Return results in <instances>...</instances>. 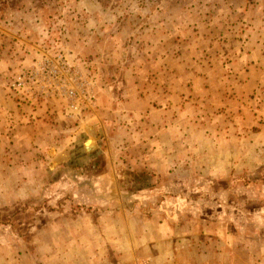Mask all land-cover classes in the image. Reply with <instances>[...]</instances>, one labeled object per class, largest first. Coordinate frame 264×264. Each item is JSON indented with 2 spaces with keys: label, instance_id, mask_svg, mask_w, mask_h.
Wrapping results in <instances>:
<instances>
[{
  "label": "rangeland",
  "instance_id": "obj_1",
  "mask_svg": "<svg viewBox=\"0 0 264 264\" xmlns=\"http://www.w3.org/2000/svg\"><path fill=\"white\" fill-rule=\"evenodd\" d=\"M42 52L81 121L9 92ZM0 264H264V0H0Z\"/></svg>",
  "mask_w": 264,
  "mask_h": 264
},
{
  "label": "built area",
  "instance_id": "obj_2",
  "mask_svg": "<svg viewBox=\"0 0 264 264\" xmlns=\"http://www.w3.org/2000/svg\"><path fill=\"white\" fill-rule=\"evenodd\" d=\"M89 80L76 63L60 53L42 52L31 65L19 71L9 92L25 102L31 111L55 101L65 117L81 121L94 105L95 95Z\"/></svg>",
  "mask_w": 264,
  "mask_h": 264
},
{
  "label": "trees",
  "instance_id": "obj_3",
  "mask_svg": "<svg viewBox=\"0 0 264 264\" xmlns=\"http://www.w3.org/2000/svg\"><path fill=\"white\" fill-rule=\"evenodd\" d=\"M132 167V168H130ZM95 169L96 165H92ZM151 175L147 172L145 167H137L128 164L122 169L118 178V187L122 195L125 197L131 196L133 192L139 187L148 186ZM53 180H58V176H54Z\"/></svg>",
  "mask_w": 264,
  "mask_h": 264
},
{
  "label": "water",
  "instance_id": "obj_4",
  "mask_svg": "<svg viewBox=\"0 0 264 264\" xmlns=\"http://www.w3.org/2000/svg\"><path fill=\"white\" fill-rule=\"evenodd\" d=\"M86 129L88 130V133L90 134L91 137L85 140V142H83L82 148L85 153L89 154L94 150H96L97 145L95 142V133L93 132V129L89 126H86ZM67 160H68V154L67 153L61 154L48 167L50 170H53L60 164L66 162Z\"/></svg>",
  "mask_w": 264,
  "mask_h": 264
},
{
  "label": "crops",
  "instance_id": "obj_5",
  "mask_svg": "<svg viewBox=\"0 0 264 264\" xmlns=\"http://www.w3.org/2000/svg\"><path fill=\"white\" fill-rule=\"evenodd\" d=\"M38 111L44 112V108H42L41 110H38Z\"/></svg>",
  "mask_w": 264,
  "mask_h": 264
}]
</instances>
